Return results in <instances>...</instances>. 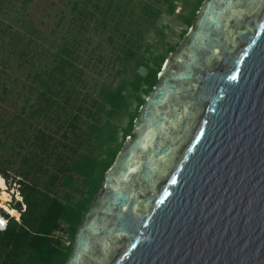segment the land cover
Here are the masks:
<instances>
[{
  "label": "water",
  "instance_id": "95a60500",
  "mask_svg": "<svg viewBox=\"0 0 264 264\" xmlns=\"http://www.w3.org/2000/svg\"><path fill=\"white\" fill-rule=\"evenodd\" d=\"M132 133L65 264H264V0L202 3Z\"/></svg>",
  "mask_w": 264,
  "mask_h": 264
},
{
  "label": "trees",
  "instance_id": "16d2710c",
  "mask_svg": "<svg viewBox=\"0 0 264 264\" xmlns=\"http://www.w3.org/2000/svg\"><path fill=\"white\" fill-rule=\"evenodd\" d=\"M119 1L105 3V13L100 20L102 28L111 29L110 42L114 37L117 43L112 66H103L107 73L100 79L92 75L98 67L96 63L88 62L97 61L92 60L91 55L86 63H75L80 56V41L76 46L74 43L53 49L45 46L47 37L44 35L54 33L56 18L47 23L39 22L26 12L6 27L0 22V121L5 132H10L16 122L8 109L12 97L28 96L29 92L36 95L30 114L36 117L31 119L38 123L42 118L48 123L56 117L62 124L55 132L50 127L47 131L33 129V149L27 158L32 164L30 170L17 180L22 201L11 204L20 214L19 223L14 217L9 218L6 230L0 232V264L67 262L70 247L64 248L52 238V233L63 224L73 239L88 207L101 191L106 172L115 162L126 138L133 137L134 121L158 81L163 62L176 50L177 46L164 53L155 51L156 41L151 38L156 29L160 30L158 21L162 16L174 14L175 0L141 3L139 16L132 12L131 0ZM204 1L196 0L182 18L187 27L182 38ZM159 35L163 36V33ZM120 37L122 40L118 41ZM129 68L132 76L128 80L125 75ZM128 89L135 94L136 111L130 114L124 129H117L112 121L128 110L131 104L125 95ZM26 106L27 101L21 106L22 112ZM59 132H62L61 136L55 138ZM17 133L22 139L27 131L20 129ZM41 171L47 174L48 180L43 182L38 178ZM2 173L7 180L6 171L0 169ZM57 182L73 190L61 198L59 191L54 190ZM75 193L80 195L76 201L72 198ZM0 214L8 217L1 209Z\"/></svg>",
  "mask_w": 264,
  "mask_h": 264
},
{
  "label": "rangeland",
  "instance_id": "374dc122",
  "mask_svg": "<svg viewBox=\"0 0 264 264\" xmlns=\"http://www.w3.org/2000/svg\"><path fill=\"white\" fill-rule=\"evenodd\" d=\"M116 1L119 0H31V2H28L27 0H0V22H3V26L6 27L8 24H13L18 15L26 12L27 16L36 18L39 22L43 21L44 23H47L52 18H56L57 22L54 26V33L51 32L47 36L44 35V37H47L45 46L51 47L52 49L57 46L73 43L76 46L77 42L80 41V56L76 59L75 63L84 64L87 62L89 55H91L92 60L97 61L88 62H94L98 67L97 69H94L92 75L95 78L100 79L105 77L107 73V68L104 70L103 66H112V60L115 57L114 53H117V51H114L117 46L115 38L113 37L112 42L108 39V36L111 34V29L102 28L100 20L102 14L104 15L105 13L104 5H107L105 3H114ZM123 1L124 0H120L119 2ZM146 1L148 0H131L132 12L135 16L141 14V3ZM195 1L196 0H188V2H186V0L174 1V14L168 15L166 13L165 16H162L158 21V28L160 30L156 29V34L151 36V38L156 41L155 51L158 50L159 52L164 53L166 52V49L168 50L170 47L178 46L182 40V33L187 28L183 23L182 18L186 17L188 12L192 9ZM26 2L27 4H25ZM110 11L112 13L113 8H111ZM52 29L53 28H51V31ZM19 30L23 31L21 28ZM47 30H50V28ZM123 31H125V29H122V32ZM162 33L163 36H160L159 34ZM120 40H122L121 37L118 41ZM168 56L169 54L167 55V58ZM166 61L163 62L161 70ZM142 72L143 71L141 70V73ZM131 76L132 69L129 68V72L125 75V78L129 80ZM125 95L128 97L131 104L126 112L112 121L117 129H124L129 121L130 114H134L136 111L134 99L135 94L128 89L126 90ZM28 96L27 94H21L12 97L8 109L10 113L16 117V122L12 125L10 132H5L4 127L2 126L3 122L2 120L0 121V169L6 171L8 175L7 187L8 190L13 193L11 204L17 202V199L14 196L19 193L17 180L20 179V176L27 170H30V165L32 164L30 161H27V158L33 149L32 145L34 143V138L32 136L35 134V130L33 129L36 127L47 131L48 127H50L55 132L59 129V126H62L56 117L51 118L48 123L44 122L42 118H40L38 123L34 119H31L36 117L33 116V114L30 116L32 112L31 104L35 103L36 95L35 93L30 94L29 92ZM26 101L28 106H26L25 112H22L21 106L26 104ZM0 112H2V110H0ZM20 129H23L25 132L27 131L25 138H18L17 132ZM14 130H16V132H14ZM61 133L62 132H59V135L56 134L54 137H60ZM128 138L130 137L128 136L126 139ZM0 175L3 177V173ZM46 175L47 174H44V172L41 171L38 173V178L44 182L48 180ZM57 183L58 186H56L54 190L59 191V197L61 198L64 197L65 193H69V191L73 190V188L71 189L60 186V182ZM72 195V198L75 201L80 198L78 193ZM17 197L21 198V196Z\"/></svg>",
  "mask_w": 264,
  "mask_h": 264
},
{
  "label": "built area",
  "instance_id": "2783aa9c",
  "mask_svg": "<svg viewBox=\"0 0 264 264\" xmlns=\"http://www.w3.org/2000/svg\"><path fill=\"white\" fill-rule=\"evenodd\" d=\"M2 178H3L4 183L6 185V191L10 195V201L7 202V205L9 207H11V202H12V199H13V197H12L13 193H11L8 190V187H7V185H8L7 182L8 181L4 177H2ZM0 192H1V190H0ZM14 196L17 199V201L21 203V201H22L21 198L17 197V196H20V194L18 193L17 195H14ZM22 207H23L22 211H24L25 206L23 204H22ZM9 218H12V217L11 216L6 217V216L0 214V232L6 230L8 222H9ZM14 219L19 223V217H14ZM52 238L55 239V240H58L64 248L71 247L72 238L67 234L66 229H65V225H63V224H61L60 227L52 233Z\"/></svg>",
  "mask_w": 264,
  "mask_h": 264
},
{
  "label": "bare ground",
  "instance_id": "6f19581e",
  "mask_svg": "<svg viewBox=\"0 0 264 264\" xmlns=\"http://www.w3.org/2000/svg\"><path fill=\"white\" fill-rule=\"evenodd\" d=\"M0 209L4 211L8 216L11 217H19V212L7 205V202L10 201V195L6 191V185L4 183L3 178L0 176Z\"/></svg>",
  "mask_w": 264,
  "mask_h": 264
},
{
  "label": "snow or ice",
  "instance_id": "6c2138e0",
  "mask_svg": "<svg viewBox=\"0 0 264 264\" xmlns=\"http://www.w3.org/2000/svg\"><path fill=\"white\" fill-rule=\"evenodd\" d=\"M232 79H235V77H232Z\"/></svg>",
  "mask_w": 264,
  "mask_h": 264
}]
</instances>
